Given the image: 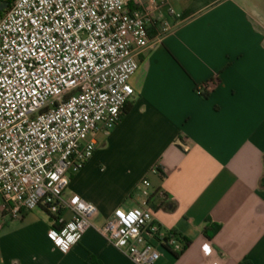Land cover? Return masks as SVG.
Returning a JSON list of instances; mask_svg holds the SVG:
<instances>
[{
    "label": "crops",
    "instance_id": "crops-1",
    "mask_svg": "<svg viewBox=\"0 0 264 264\" xmlns=\"http://www.w3.org/2000/svg\"><path fill=\"white\" fill-rule=\"evenodd\" d=\"M166 2L182 20L138 57L128 113L98 135L64 194L93 202L94 227L63 252L41 208L7 216L0 264H133L98 232L118 208H150L164 233L190 241L183 253L158 245L156 264H264V11L252 0ZM166 18L176 22L166 8L155 12L158 24ZM158 191L163 206L151 199Z\"/></svg>",
    "mask_w": 264,
    "mask_h": 264
},
{
    "label": "built area",
    "instance_id": "built-area-1",
    "mask_svg": "<svg viewBox=\"0 0 264 264\" xmlns=\"http://www.w3.org/2000/svg\"><path fill=\"white\" fill-rule=\"evenodd\" d=\"M133 1L13 0L0 17L2 215L18 220L42 204L53 215L69 211L72 219L60 217L59 228L49 233L63 252L94 227L98 215L93 202L65 200L71 174L93 157L98 135L118 124L135 96L130 79L138 57L183 18L166 0H150L141 10L132 8ZM162 8L176 22L160 20L151 37ZM160 173L159 167L152 170ZM150 187L147 179L139 185ZM155 197L166 195L158 191ZM98 232L133 264H156L162 243L182 250L175 237L163 242L168 236L150 208H118Z\"/></svg>",
    "mask_w": 264,
    "mask_h": 264
},
{
    "label": "trees",
    "instance_id": "trees-1",
    "mask_svg": "<svg viewBox=\"0 0 264 264\" xmlns=\"http://www.w3.org/2000/svg\"><path fill=\"white\" fill-rule=\"evenodd\" d=\"M2 1H6V2H8V4L11 6V3H12V1L13 0H0V4L2 3ZM9 6V7H10ZM5 11H3L2 13H0V17L2 16V14L4 13ZM158 23H154L153 25H152V28L150 29V35H151V37H153L154 35H155V33L157 32V30H158ZM202 88H203V91L202 92H200L199 94L202 96V97H204V98H207L208 97V93H207V85H202ZM197 90V92H198V89H196ZM128 111H129V109L126 107L124 110H123V112H122V115H121V118H122V116L123 115H126L127 113H128ZM121 118H120V120H121ZM119 123V122H118ZM166 199L167 198H164V199H162L161 200V206H163L164 205V203H165V201H166ZM39 208H41L48 216H49V218L53 221V229H55V230H57L59 227H58V225H57V221L58 220H60V217H62V216H64L65 215V213H66V210L65 209H60L59 211H58V213H57V215H53L51 212H50V210H49V206L48 205H41ZM167 234V238H165L164 240H163V242H166L169 238H171V237H175L182 245H183V247H182V250H181V252L183 253L189 246H190V241L189 240H187V239H185V238H183L182 236H180V235H178L177 234V232H175V231H173V232H168V233H166ZM161 246H162V248L163 249H165L166 251H168V252H172V250H171V248L170 247H168L166 244H164V243H162L161 244ZM178 257V255H176V258Z\"/></svg>",
    "mask_w": 264,
    "mask_h": 264
},
{
    "label": "rangeland",
    "instance_id": "rangeland-1",
    "mask_svg": "<svg viewBox=\"0 0 264 264\" xmlns=\"http://www.w3.org/2000/svg\"><path fill=\"white\" fill-rule=\"evenodd\" d=\"M252 1L257 3L261 7L262 12L264 11V0H252ZM4 207H5V204H3V199L0 194V225L1 224L3 225L4 221L7 219V215H2Z\"/></svg>",
    "mask_w": 264,
    "mask_h": 264
},
{
    "label": "water",
    "instance_id": "water-1",
    "mask_svg": "<svg viewBox=\"0 0 264 264\" xmlns=\"http://www.w3.org/2000/svg\"><path fill=\"white\" fill-rule=\"evenodd\" d=\"M8 8H9L8 2L2 1V3L0 4V13L6 11Z\"/></svg>",
    "mask_w": 264,
    "mask_h": 264
},
{
    "label": "snow or ice",
    "instance_id": "snow-or-ice-1",
    "mask_svg": "<svg viewBox=\"0 0 264 264\" xmlns=\"http://www.w3.org/2000/svg\"><path fill=\"white\" fill-rule=\"evenodd\" d=\"M129 219H131V217H129ZM58 243H59V241H58ZM205 250L207 251L208 249H207V246H205Z\"/></svg>",
    "mask_w": 264,
    "mask_h": 264
},
{
    "label": "clouds",
    "instance_id": "clouds-1",
    "mask_svg": "<svg viewBox=\"0 0 264 264\" xmlns=\"http://www.w3.org/2000/svg\"><path fill=\"white\" fill-rule=\"evenodd\" d=\"M64 250L67 251V246H65ZM209 251H210V249H209Z\"/></svg>",
    "mask_w": 264,
    "mask_h": 264
},
{
    "label": "flooded vegetation",
    "instance_id": "flooded-vegetation-1",
    "mask_svg": "<svg viewBox=\"0 0 264 264\" xmlns=\"http://www.w3.org/2000/svg\"><path fill=\"white\" fill-rule=\"evenodd\" d=\"M10 6V5H9Z\"/></svg>",
    "mask_w": 264,
    "mask_h": 264
}]
</instances>
